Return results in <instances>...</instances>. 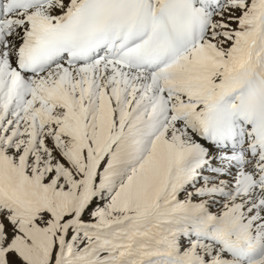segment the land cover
Returning <instances> with one entry per match:
<instances>
[{
    "label": "snow or ice",
    "instance_id": "obj_1",
    "mask_svg": "<svg viewBox=\"0 0 264 264\" xmlns=\"http://www.w3.org/2000/svg\"><path fill=\"white\" fill-rule=\"evenodd\" d=\"M0 264H264V0H0Z\"/></svg>",
    "mask_w": 264,
    "mask_h": 264
}]
</instances>
